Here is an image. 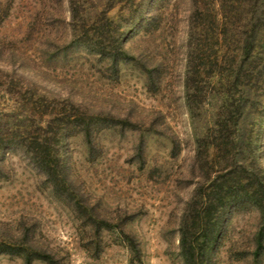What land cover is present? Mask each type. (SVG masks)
I'll return each mask as SVG.
<instances>
[{
    "label": "rangeland",
    "instance_id": "obj_1",
    "mask_svg": "<svg viewBox=\"0 0 264 264\" xmlns=\"http://www.w3.org/2000/svg\"><path fill=\"white\" fill-rule=\"evenodd\" d=\"M8 2L9 16L0 24V68L91 111L126 118L138 130L101 133L92 154L79 136L67 140L70 180L94 212L114 226L101 234L98 246L70 202L51 192L26 157L16 150L1 152L0 238L19 241L26 235L59 264H184L177 230L192 190L181 181L193 156L182 99L190 0H164L162 30L135 36L125 45L143 64L158 65L161 78L154 93L135 67L120 65L114 81L83 49L61 52L70 39L66 0ZM8 104L0 91V110ZM172 138L180 144L175 158ZM141 140L143 163L136 156ZM118 227L138 244L140 262L133 261ZM257 227L255 212L231 211L211 264H264V252L256 261L247 255ZM0 264L23 261L1 255Z\"/></svg>",
    "mask_w": 264,
    "mask_h": 264
},
{
    "label": "trees",
    "instance_id": "obj_2",
    "mask_svg": "<svg viewBox=\"0 0 264 264\" xmlns=\"http://www.w3.org/2000/svg\"><path fill=\"white\" fill-rule=\"evenodd\" d=\"M8 1L0 0V24L9 16ZM153 1L66 0L70 39L61 52L83 49L114 81L120 65L135 67L148 90L156 92L158 65L143 64L125 48L135 36L162 30L164 0ZM190 8L182 99L193 156L181 181L192 190L179 220V255L184 264H211L231 211L255 212L254 249L247 255L256 261L264 252V0H190ZM0 91L9 103L0 110V154L16 150L26 157L51 192L70 202L98 246L101 234L114 226L94 212L70 180L66 143L79 136L92 154L101 133L137 126L52 95L17 71L0 68ZM171 144L175 158L180 144L173 138ZM143 147L141 140L136 156L142 163ZM118 229L133 261L140 262L138 244ZM1 255L23 264H59L26 235L19 241L0 238Z\"/></svg>",
    "mask_w": 264,
    "mask_h": 264
}]
</instances>
